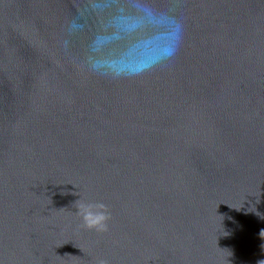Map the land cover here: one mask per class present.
Instances as JSON below:
<instances>
[{"label": "water", "instance_id": "1", "mask_svg": "<svg viewBox=\"0 0 264 264\" xmlns=\"http://www.w3.org/2000/svg\"><path fill=\"white\" fill-rule=\"evenodd\" d=\"M0 264H264V0H0Z\"/></svg>", "mask_w": 264, "mask_h": 264}, {"label": "clouds", "instance_id": "2", "mask_svg": "<svg viewBox=\"0 0 264 264\" xmlns=\"http://www.w3.org/2000/svg\"><path fill=\"white\" fill-rule=\"evenodd\" d=\"M82 207L86 209L82 214L84 225L97 231H104L108 220L106 206L103 204H85Z\"/></svg>", "mask_w": 264, "mask_h": 264}]
</instances>
